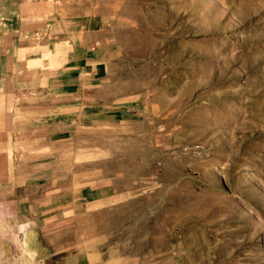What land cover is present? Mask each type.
<instances>
[{"label":"rangeland","instance_id":"obj_1","mask_svg":"<svg viewBox=\"0 0 264 264\" xmlns=\"http://www.w3.org/2000/svg\"><path fill=\"white\" fill-rule=\"evenodd\" d=\"M0 101V264H264V0H0Z\"/></svg>","mask_w":264,"mask_h":264},{"label":"crops","instance_id":"obj_2","mask_svg":"<svg viewBox=\"0 0 264 264\" xmlns=\"http://www.w3.org/2000/svg\"><path fill=\"white\" fill-rule=\"evenodd\" d=\"M1 102V101H0ZM8 105L6 104L5 102H1L0 103V117L3 116V117H6V110L4 109V107ZM1 130V129H0Z\"/></svg>","mask_w":264,"mask_h":264}]
</instances>
